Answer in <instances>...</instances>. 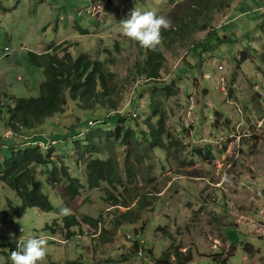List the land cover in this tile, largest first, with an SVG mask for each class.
Returning a JSON list of instances; mask_svg holds the SVG:
<instances>
[{"label":"rangeland","instance_id":"374dc122","mask_svg":"<svg viewBox=\"0 0 264 264\" xmlns=\"http://www.w3.org/2000/svg\"><path fill=\"white\" fill-rule=\"evenodd\" d=\"M1 1L6 9L0 10V107L3 109L0 162L4 163L11 155L12 147L3 145L9 136L12 142L14 137L21 136L42 140L44 148L51 145L47 148L54 150L58 162L35 166L42 190L54 206L49 212L29 207L23 215L16 213L11 204L21 205V198L0 179V264H12L11 253L21 238L26 241L40 235L48 238L43 264H154L164 252L170 253L174 264L186 259L189 261L185 264H264V238L237 223V213H251L254 207L248 202L249 191L239 190V181L252 168L264 170V159L250 168L240 162L244 155L264 157V123L261 130V123L257 124V131L252 129L253 120L264 115V0H234L230 8L215 13L206 30L198 29L194 22L183 26L182 4L190 0H107L104 10L94 15L89 11L92 0ZM104 1L97 0L95 4ZM134 8L165 16L179 34L163 37L161 45L166 59L162 84H143L144 79H138L137 82L141 81L138 90L137 85L128 89L120 110L134 99L131 106L136 105L138 116L132 124L143 123L153 111V99L160 100L155 98V93L160 94L168 127L183 144L174 143L172 147L151 152L150 156L142 151L140 160L144 164L127 179L121 142L109 143L104 136L100 140L102 145L110 147L105 146V154L101 156L118 158L124 183L116 190L108 188L106 182L91 188L85 161L78 163L74 143L82 142L96 128L79 135L89 127L90 120L107 117L109 109L81 110L72 102L66 114H56L38 128L17 135L8 126L9 108L14 105L10 96L41 94L46 73L31 62L30 52H46L50 44L66 39L80 43L74 50L76 55L88 52L101 57L108 55L107 49L117 50L115 45L119 43L120 55L114 56L120 80L127 75L134 79L136 73L132 70L137 61L146 58V52L123 35L121 26V20L128 18ZM226 15L230 21L219 28V19ZM205 21L207 18L203 17L199 24ZM80 26L90 32L79 37ZM187 105L188 108L194 105L200 115L198 133L216 138L228 134L241 136L235 140L234 148L239 146L242 155L234 162L223 188L212 185L220 177L206 158V148H199L191 134L184 136L181 115ZM218 115H221L219 121ZM229 115L232 121L227 124ZM116 119L114 116L103 128L115 129ZM255 131L259 136H254ZM212 147L215 151L216 146ZM132 163L135 164L133 160ZM55 166L60 172L67 167L84 182L82 193L75 199L68 194V180L62 172L57 173V184L49 182ZM255 181L256 189H264V179L258 173ZM110 190L124 205L133 202L129 220L121 225L117 220L123 219L121 211L128 207H110L107 201ZM64 207L71 209L78 224L67 228L64 216L59 215ZM21 228L23 231L18 233Z\"/></svg>","mask_w":264,"mask_h":264},{"label":"trees","instance_id":"16d2710c","mask_svg":"<svg viewBox=\"0 0 264 264\" xmlns=\"http://www.w3.org/2000/svg\"><path fill=\"white\" fill-rule=\"evenodd\" d=\"M170 1L174 2L175 0ZM233 2L234 0H190L189 3L182 4L185 13L180 19L184 27L189 22H194L198 29L206 30L211 24L210 21L214 19L215 13L230 8ZM1 9L6 8L0 0ZM171 15L178 17L177 14ZM203 17L207 18V21L199 24V20ZM89 32V30L84 29L85 34ZM175 34H179L178 28L176 29L175 26H171L169 30H162L163 37L175 36ZM79 44L78 41L66 39L62 42L50 44L46 52H30L31 62L44 69L46 79L41 84V94L39 96H10L14 101V105L9 108L8 126L15 134L22 135L25 130L38 128L48 118L56 114H66L70 110V103L72 102L81 110H92L99 107L109 109L110 114L104 118L106 119L104 124L98 125L96 128L93 127L95 129L90 130L82 142L76 140L74 146L79 157L77 159L78 163L81 160L85 161V174L88 185L91 188H98L106 182L108 188L116 190L119 184L124 183L123 175L119 172L120 161L116 156H111L107 159L101 156L105 154V146L110 147L108 144L102 145L100 140L104 136H107L109 143L115 144L118 140L121 142L126 155L125 172L127 179L133 175V172L138 167L144 164L140 160L142 151H145L146 155L150 156L151 152L172 147L174 143L183 144L175 138L174 133L168 127V116L164 111L163 99L160 94L155 93V98L160 100L156 101V99H153V111L143 123L138 122L135 126L132 124L138 116L136 105L133 108L131 106L125 112H120V107L124 103L123 100L128 89L137 85L136 89L138 90L141 82H137L138 79H144L143 84H162V69L166 54L162 45L156 51L142 48L146 52V58L143 61H137L135 64L132 72L136 73V77L131 79L127 75L120 80L117 67L118 61L114 56L116 54L120 55L119 50L121 47L119 43L115 45L117 50L107 49L108 55L105 57H101L100 54L92 55L88 52H81L76 55L74 50L77 49ZM245 57L246 53L243 59H246ZM137 99L136 97V101ZM2 113L3 109L0 107V122ZM183 113L181 115L183 132H186L184 136H188L190 133L183 121ZM114 116L117 117V126L115 129L105 130L103 127L110 124ZM155 118H158L157 121L154 120ZM220 119L221 115H218L217 120L219 121ZM231 121L232 119L229 116L226 123L229 124ZM88 129L89 127L82 131L81 136H84ZM9 138V140L3 142V145L12 147V152L4 163L0 162V179L12 187L21 198L22 204L17 206L11 204L12 209L19 215H23L29 207H36L45 212L54 210L50 197L42 190L38 181L35 167L38 165L48 166L58 162L54 156V150L47 148L51 147V145L44 148L41 145L42 140H28L29 137L25 138L23 136L20 139L14 137L13 141L16 143L10 144L13 138L10 136ZM170 139H172L171 143H169ZM201 148L204 150L206 148V158H214L215 154L212 144L204 145ZM132 160L135 164L132 163ZM139 161L140 164H138ZM167 167H171V165L168 164ZM59 169L55 166L53 171L50 170L49 182L52 185L58 182L57 173L60 172ZM61 172L68 180L67 189L70 198L75 199L82 193V189L85 186L84 182L80 178L75 177L67 167H63ZM107 199L110 207H117L118 205L128 207L126 211H121L123 219L117 220L119 225L129 220L128 213L133 202L124 205L125 202L112 190L107 195ZM140 200L141 198L138 197L137 201L140 202ZM63 221L67 228L79 223L74 214L64 216ZM93 221L98 222L94 219ZM55 225H57V221ZM156 260H158L157 263L161 264H174V262L170 261L169 252H164ZM188 261L189 259H186V262ZM186 262L184 261L180 264H185Z\"/></svg>","mask_w":264,"mask_h":264},{"label":"built area","instance_id":"2783aa9c","mask_svg":"<svg viewBox=\"0 0 264 264\" xmlns=\"http://www.w3.org/2000/svg\"><path fill=\"white\" fill-rule=\"evenodd\" d=\"M107 0H105L103 3H100L99 5L92 3V5L89 7V11L92 12V14H96L98 11H102L105 8ZM229 15H226L219 19V28L225 26L230 20ZM103 21V19H102ZM223 68L224 66L221 65ZM133 103V100H129L124 110H127L131 107V104ZM124 110H120V112H123ZM199 113L197 112V109L194 107V105H191L188 108V105L186 109H184L183 113V121L185 123L186 128H188L189 133L191 134V138L195 140L199 147H203L207 144H214L215 151H214V158L209 159L213 165V168L216 171V175L220 177V180L217 183H212V185H216L223 188V185L227 180L224 178L228 176V173L230 169L233 167V164L235 161H239L241 157V149L238 146V148H234V142L236 139H240L241 136L239 134H228L223 135L218 138L214 137L212 134L209 136H204L197 131V123L199 121ZM106 119L102 118L100 120H90L89 121V129L104 124ZM56 141L53 142L55 144ZM219 151V152H218ZM216 152V153H215ZM259 174L264 179V170L260 169L258 171H252L244 175L242 179L239 181L240 186L238 187L239 190L246 188L249 191V205L254 206L253 212L251 213H245V212H239L237 213V223L242 224L244 227H249L251 229V232L260 237L264 238V189L262 187H259L261 189H256V181L255 176L256 174ZM251 181V182H249ZM23 231V228L18 230ZM59 242H61V239H57ZM65 243L68 242V240H64ZM154 264H161V263H154Z\"/></svg>","mask_w":264,"mask_h":264},{"label":"clouds","instance_id":"9594fccd","mask_svg":"<svg viewBox=\"0 0 264 264\" xmlns=\"http://www.w3.org/2000/svg\"><path fill=\"white\" fill-rule=\"evenodd\" d=\"M123 35L137 42L140 47L156 51L163 42L162 30L171 28V21L154 11L141 12L137 8L130 11L128 18L121 20ZM227 180V177L224 178ZM59 215H71V209L64 207ZM48 238L44 235L21 238L17 249L11 253L12 264H43L47 256Z\"/></svg>","mask_w":264,"mask_h":264},{"label":"crops","instance_id":"0c3cea01","mask_svg":"<svg viewBox=\"0 0 264 264\" xmlns=\"http://www.w3.org/2000/svg\"><path fill=\"white\" fill-rule=\"evenodd\" d=\"M94 1V2H93ZM92 3H97V0H92ZM230 17V16H229ZM76 27H78V24L76 23ZM84 29H86V28H84V27H79V30H80V34L78 35L79 37L80 36H85V35H87V34H85L84 33ZM88 30V29H87ZM62 40H60V41H58V42H61ZM78 41V40H77ZM22 77L20 76V79H21ZM230 116V115H229ZM254 122H253V128L252 129H255V128H257V124L258 123H261L260 124V126L261 127H259V130H261L263 127H262V123H264L263 121H264V115L261 117V118H258V119H254L253 120ZM213 129V128H212ZM248 130H250V129H248ZM258 130V128L256 129V131ZM199 131L201 132V128H199ZM256 131L254 132V136H259V135H257V133H256ZM10 132V130L9 131H7V133H9ZM215 132H217L216 131V129H215ZM7 133H6V135H7ZM82 134V132L80 133V135ZM216 135H218V134H216ZM222 135V134H221ZM253 136V135H252ZM29 137V136H28ZM30 138V137H29ZM260 139V138H259ZM14 143H16L15 141H13ZM13 142L11 141L10 142V144L12 143L13 144ZM262 159H264V157L262 156V155H256V156H253V157H251V156H248V155H244L242 158H241V160H240V162H241V164L243 163V165H245V167L247 166V168H250V167H252V166H256L257 164H258V162H262ZM258 170H260V169H254V168H252L251 170H248L249 172H252V171H258ZM245 200V202H247V200L246 199H244ZM53 229V228H52Z\"/></svg>","mask_w":264,"mask_h":264},{"label":"bare ground","instance_id":"6f19581e","mask_svg":"<svg viewBox=\"0 0 264 264\" xmlns=\"http://www.w3.org/2000/svg\"><path fill=\"white\" fill-rule=\"evenodd\" d=\"M94 2V1H93Z\"/></svg>","mask_w":264,"mask_h":264}]
</instances>
